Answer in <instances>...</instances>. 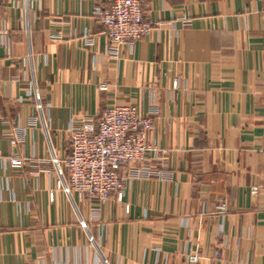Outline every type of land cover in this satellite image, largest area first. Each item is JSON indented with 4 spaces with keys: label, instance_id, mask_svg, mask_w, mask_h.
Returning a JSON list of instances; mask_svg holds the SVG:
<instances>
[{
    "label": "crops",
    "instance_id": "1",
    "mask_svg": "<svg viewBox=\"0 0 264 264\" xmlns=\"http://www.w3.org/2000/svg\"><path fill=\"white\" fill-rule=\"evenodd\" d=\"M111 1L0 0V264H264V0H142L118 56ZM113 105L154 119L159 175L81 202L70 128Z\"/></svg>",
    "mask_w": 264,
    "mask_h": 264
},
{
    "label": "built area",
    "instance_id": "2",
    "mask_svg": "<svg viewBox=\"0 0 264 264\" xmlns=\"http://www.w3.org/2000/svg\"><path fill=\"white\" fill-rule=\"evenodd\" d=\"M94 16L106 27L108 53L113 56L153 30V24L144 19L142 0H112L108 7L97 6ZM100 89L107 90V84H101ZM153 125L154 119L142 116L135 105H113L98 120L87 118L72 124L70 154L64 161L69 190L81 202L94 204L112 196L122 201L129 184L121 173L124 168L134 166L130 171L137 176H158L150 163L158 150L147 142ZM10 161L19 163L18 158ZM58 188H63L61 182ZM220 208L225 209V205ZM187 264H199V257L189 255Z\"/></svg>",
    "mask_w": 264,
    "mask_h": 264
}]
</instances>
